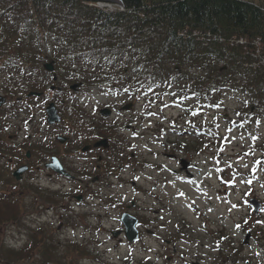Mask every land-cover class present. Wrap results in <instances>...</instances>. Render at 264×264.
<instances>
[{"label":"rangeland","instance_id":"374dc122","mask_svg":"<svg viewBox=\"0 0 264 264\" xmlns=\"http://www.w3.org/2000/svg\"><path fill=\"white\" fill-rule=\"evenodd\" d=\"M45 42L39 53L43 62H50L55 44L65 43V38L51 36ZM128 43L114 50L116 59ZM144 51H132V73L145 71L140 63ZM71 65L79 79L75 100L86 109L87 123L115 126L119 136L109 145L97 146L96 153L91 142H85L92 137H76L88 147L85 155L74 150L66 160L75 171L85 170L82 176L73 173L74 179L50 178L38 162L24 182H14L10 179L13 163L0 155V194L14 208L2 210L15 214L0 222V251L32 249L34 241L41 239L39 246H51L55 255L47 264H264V117L254 126L234 119L240 104L250 102L249 94H237L234 88L223 91L217 129L207 130L209 142L202 139L201 146L194 148L200 138L186 125L191 101L150 110L136 103L131 111L121 110L134 100L111 91L110 82L86 87L75 55ZM55 78L61 85L59 74ZM46 104L32 108L30 115H9L4 140L17 144L22 138L42 135L73 140L75 129L67 130L69 120L62 126H45ZM105 107L113 111L106 118L100 114ZM34 173L50 189L29 191ZM253 197L262 202L257 214L249 205ZM123 211L139 219L140 235L135 241L123 233L112 235L124 229ZM76 243L87 254L71 248ZM41 260L37 250L11 261L0 256V264H42Z\"/></svg>","mask_w":264,"mask_h":264},{"label":"trees","instance_id":"16d2710c","mask_svg":"<svg viewBox=\"0 0 264 264\" xmlns=\"http://www.w3.org/2000/svg\"><path fill=\"white\" fill-rule=\"evenodd\" d=\"M92 1L97 0H0V89L10 99L22 95L27 105L47 97L56 103L64 101L61 114L64 122L71 123L67 130L75 129V140L86 135L110 141L116 138L112 125H89L84 108L74 98L71 86L77 76L68 62L78 52L85 60L82 74L86 86L115 74L118 89L134 96L149 110L163 103L187 105L191 101L187 125L200 138L194 148L201 146L202 139L208 141L207 130L217 129L225 90L234 88L237 94L248 93L251 97L248 104L236 110L234 119L245 125L261 122L264 0H118L124 10L114 12L90 5ZM49 32L65 37V43L56 47L53 56L61 85L52 79L55 72L45 70V59L39 53ZM201 33L209 38L206 46L199 43ZM123 41L129 42V47L123 49V59L114 72L101 60L105 55L111 58V52L121 48ZM137 48L145 49V71L132 77L127 57ZM50 85L55 88L47 92ZM30 91L46 93L29 99L25 96ZM17 111L13 106L0 110V136L7 117ZM72 142L71 146L78 145ZM1 195L0 222H4L15 214L2 210L13 207ZM42 241L36 239L35 248L21 252L3 249L0 256L11 261L37 250L41 263L47 264L55 255L51 246H39ZM71 248L87 254L80 244Z\"/></svg>","mask_w":264,"mask_h":264},{"label":"flooded vegetation","instance_id":"af4514ba","mask_svg":"<svg viewBox=\"0 0 264 264\" xmlns=\"http://www.w3.org/2000/svg\"><path fill=\"white\" fill-rule=\"evenodd\" d=\"M131 111V109L129 110ZM45 126L48 128V124L44 123ZM29 139L28 138H22L21 141L22 143L20 144V146H18V149H13V148H9V149H5L3 147V145H0V155H3L5 158H8V162L9 165L11 163H13L14 166V170L11 173V176L14 178L13 173L20 167L22 166H27V170L23 173V177L22 179H25L26 176H28V172H31L34 170V165L35 163H38V168L43 169L48 171L47 172V176L48 177H53V176H59L62 177L61 175H59L56 171L52 170L50 167L47 166V164L51 161L52 156H61V163L64 165V167L67 169V162L66 159L64 158V152H66L67 154V147H65L66 149H64V144H58L55 142V140H57L56 138L53 137H48L45 135L42 136H38L35 139H30L29 143H26ZM90 141H88L89 143ZM91 146L93 147V152L96 153L97 151V145L96 144H91ZM88 147V146H85ZM13 152H10V156L7 155V152L9 150H11ZM83 150V148H82ZM92 152V153H93ZM24 153L25 156L24 157ZM87 154H89V152H87ZM60 158V157H59ZM11 162V163H10ZM38 170V169H37ZM37 175V176H36ZM34 177L35 180H32V183L27 185L28 190L30 191V189L33 190H45V188L50 189L49 185H45L43 184L44 180L42 178L39 177L38 174L34 173ZM18 180L19 183L24 182L23 180ZM15 182V178L13 179ZM9 181V180H8ZM36 181V182H34Z\"/></svg>","mask_w":264,"mask_h":264},{"label":"water","instance_id":"95a60500","mask_svg":"<svg viewBox=\"0 0 264 264\" xmlns=\"http://www.w3.org/2000/svg\"><path fill=\"white\" fill-rule=\"evenodd\" d=\"M46 68L48 70H53V66L51 63L46 64ZM6 101L5 96H3L2 94H0V106L3 105ZM128 107V106H126ZM102 114L105 116H108L110 114V110L108 109H103ZM47 113H48V121L51 124L57 123L61 120V116L58 114L57 112V108L55 106L54 103H50L47 106ZM59 140L61 142L65 141V138H61L59 137ZM48 167L52 168L53 170L61 173V174H65V175H69V173H67L65 171V169L63 168V166L61 165L59 159L55 156L52 157V160L50 163L47 164ZM27 170V166H22L20 168H18L15 172H14V176L17 179H21L22 174ZM80 199V197H79ZM250 204L253 206L255 212H258L260 207H261V203L257 200V199H252L250 200ZM121 222L124 226V233L125 236L128 240L130 241H134L138 238L139 236V231L137 229V224H138V218L131 215L128 212H124L121 216ZM120 234V231H114L113 235L114 236H118Z\"/></svg>","mask_w":264,"mask_h":264},{"label":"bare ground","instance_id":"6f19581e","mask_svg":"<svg viewBox=\"0 0 264 264\" xmlns=\"http://www.w3.org/2000/svg\"><path fill=\"white\" fill-rule=\"evenodd\" d=\"M112 30V29H111Z\"/></svg>","mask_w":264,"mask_h":264}]
</instances>
